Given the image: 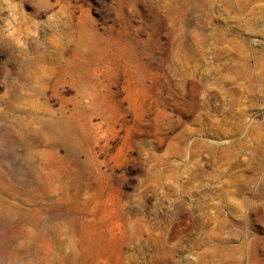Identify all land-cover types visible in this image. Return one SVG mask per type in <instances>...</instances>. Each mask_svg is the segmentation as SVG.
<instances>
[{
	"label": "rangeland",
	"instance_id": "rangeland-1",
	"mask_svg": "<svg viewBox=\"0 0 264 264\" xmlns=\"http://www.w3.org/2000/svg\"><path fill=\"white\" fill-rule=\"evenodd\" d=\"M42 3L0 0V37L7 29L8 43L26 49V41L45 39L25 28L56 11L41 10ZM61 3L70 15L46 32L73 33L63 50L67 71L85 84L101 81L104 90L87 109L76 88L41 95L12 48L0 44V264H170L158 243L131 234V213L109 178L125 166L104 162L126 133L156 139L159 153L195 126L197 113L229 119L237 107L259 103L264 8L254 5L261 0H239L227 13L212 9L211 27L204 0ZM261 111L246 107L245 115ZM262 149L264 141L253 142L254 159ZM234 237L227 264H264V209L235 221Z\"/></svg>",
	"mask_w": 264,
	"mask_h": 264
},
{
	"label": "clouds",
	"instance_id": "clouds-1",
	"mask_svg": "<svg viewBox=\"0 0 264 264\" xmlns=\"http://www.w3.org/2000/svg\"><path fill=\"white\" fill-rule=\"evenodd\" d=\"M204 4L209 27L217 15L212 9L227 13L240 7L239 0H204ZM38 7L56 8L45 20L25 26L33 35L39 29L45 39L26 41L27 49L23 44L13 48L5 29L0 44L20 58L29 87L41 95L50 87L54 94L65 86L76 88L80 107L93 108L104 90L101 81L85 84L67 71L70 65L63 56L65 47L75 42L74 34L46 32L68 18L66 5L61 0L55 4L43 0ZM254 7L264 8V0ZM259 94V103L237 107L229 119L208 116L204 120L201 116L207 113H197L195 126L185 128V136L159 153L153 149L156 139L134 141L126 133L116 153L104 162L106 168L125 166L118 176L109 173V178L124 197L121 209L131 213V234L158 243L161 257L170 264H227L232 259L227 249L235 238V221L249 209H264V155L254 159L253 151V142L264 141V111L245 115L246 107L264 110V91ZM128 165L139 171L130 175Z\"/></svg>",
	"mask_w": 264,
	"mask_h": 264
}]
</instances>
